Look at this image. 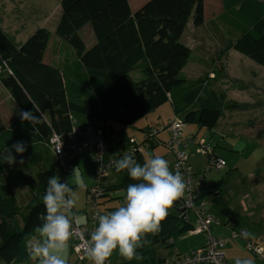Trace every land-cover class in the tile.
<instances>
[{
  "label": "trees",
  "instance_id": "trees-1",
  "mask_svg": "<svg viewBox=\"0 0 264 264\" xmlns=\"http://www.w3.org/2000/svg\"><path fill=\"white\" fill-rule=\"evenodd\" d=\"M220 1L223 10L215 18L228 34L223 38L225 47L217 50L215 59L222 63L229 51H235L263 67L264 2ZM58 16L56 36L72 46L77 60L68 63L69 68L65 70L43 61L51 36L47 29L38 28L20 44L0 26V83L20 110H32L40 116L31 125L27 122L22 125L17 117L9 128L2 125L0 118V134L8 129L21 131L17 139L9 136L13 140L0 143V260L6 264L33 261L28 255V239L43 223V196L48 177L52 176L49 168L38 171L29 168L34 177L26 183L29 186L27 200L19 205L15 190L20 177L10 168L1 170V155L6 146L17 141L27 145L49 142L55 132L67 134L74 126L71 114L77 112L83 114L90 125L95 119L101 123L92 127L102 131L107 150L112 151L117 131L135 125L167 101L172 106L173 119H181L184 125L193 123L198 128L206 127L208 131L215 128L228 102L226 92L207 89L210 76L206 73L191 80L185 74L193 49L182 44L181 37L190 17L196 27L203 23L204 0H148L135 13L131 12L128 0H61ZM87 27L95 41L89 48L81 36V31ZM213 71L211 79L224 77L222 64ZM69 93L76 96L78 103L69 99ZM193 104H197V108H193ZM130 138L129 146L132 144L135 148L130 154L138 163H145L140 150L146 143L137 145ZM154 146L153 141L146 145L150 149ZM27 152L21 159L30 165ZM124 154L119 152L112 157L119 160ZM112 171L117 172L115 167ZM119 173L122 176L117 184L103 186L102 199L119 190L126 193L127 186L135 183L126 170ZM221 182L222 179L212 184V189L203 195L215 193ZM181 200L179 198L168 210L160 230L141 241L137 258H123L121 264H141V259L147 255L154 264L166 261L155 256L154 247H171L169 241L177 240L193 228L191 220L181 215ZM243 220L237 225L246 226Z\"/></svg>",
  "mask_w": 264,
  "mask_h": 264
},
{
  "label": "rangeland",
  "instance_id": "rangeland-1",
  "mask_svg": "<svg viewBox=\"0 0 264 264\" xmlns=\"http://www.w3.org/2000/svg\"><path fill=\"white\" fill-rule=\"evenodd\" d=\"M60 1L61 0H0V26L3 28L2 30L14 40V42L20 44L25 42L26 39L38 28L43 27V29H47L51 34L46 53V55L48 54L47 59L50 57V51L52 48L54 51L53 53L58 59V61L52 62L53 65L57 64L59 66L58 68L65 70L66 68H69L67 65L68 63H76L77 60L76 53L72 46L69 45L67 41L56 36L55 33L56 24L59 19L58 15H60ZM261 1L264 2V0ZM146 2H148V0ZM132 7L134 8L133 10H136L133 4ZM222 10L220 0H204L203 23L196 27L193 25L194 22H192V17H190L187 22V27L183 32V36L181 37V43L190 46L193 49V58H190V61L185 67V74L188 80L196 79L206 73L210 76L207 89L213 90L215 88L226 92L228 102L224 107L225 109H223L221 118H219V121L212 131H208L206 127L198 128L196 124L191 123L184 126L183 132L184 130L185 133L197 131L196 136L198 135V142L205 140V142L207 141V144L209 143V147H214L216 146L215 144L218 143L216 152H218V150L227 152V156L233 158L240 166L241 171L239 170L238 174L243 173L254 175L256 173L255 178L258 181L249 180L247 177L245 179V177H242L241 175L235 179L230 177L228 183L224 184L228 195L223 197V199L229 201L228 207H230V209L232 208L236 214L243 215L244 212L242 211V208H246L247 206L248 210L257 213V217L254 219L255 223H257V221L262 223V221H264L262 219V213H264V140H258V138L254 136L252 133L254 131L251 126L256 132H264V66L257 65L252 59H248V57L235 51H229L224 59H222V63H220L218 59H215L217 50L219 51L225 47L223 38L228 34L226 33V29L221 26L220 23L218 26L215 18V16L217 17L222 12ZM91 33L90 27H88L81 31V36L86 42H88L90 37L93 36ZM227 38L228 36L226 39ZM220 64L224 66V77L221 79L218 78L217 80L211 79L213 76L212 74L214 73L213 68H219ZM132 77L135 78V74H132ZM75 97L76 96L69 93V99L71 101H78ZM0 100L2 102V104H0V111L2 108L4 109L6 106H9L11 103L10 101H12L8 93H0ZM197 106V104L192 105L193 108H197ZM154 114L150 113L149 116L142 117V121L140 122L139 120V122L142 123L145 120L150 119ZM72 117L75 118L73 119L74 126H76L75 120H84V123H88V119L81 113L73 112ZM137 124L135 125V128L134 126L122 128L113 136L112 148L116 155H118L119 152L123 154L129 151L131 145L129 146L127 140L130 137H133L136 144H142L145 134L143 131H139L140 128L137 127ZM191 128L195 131L189 130ZM163 131L164 134L167 133V141L170 137L169 128L167 127ZM6 139L10 138L6 137ZM229 142L238 144L239 149H237V152H234V150L230 151ZM3 143L5 142L3 141ZM192 145H196V143ZM141 148L140 151L144 156L145 162L150 158L160 156L168 161L170 170L175 173L174 169L177 159L172 151L169 150L168 146L158 144L155 146V149H150L149 147H146V145H142ZM6 150L4 151V154L6 153ZM27 150H29V153L26 154V157L33 163V148ZM83 151L84 152L81 156L78 155V163L71 167V173L66 180L68 184H71L73 180L77 184V188L72 189L77 198V204L74 208L76 210L75 214L81 218L80 221L84 216V212L86 213L90 211V206L86 203V190L84 187L86 185L88 188H91L94 186V183H96L98 178L96 170L97 166L96 163H94L95 155L97 154L96 149H84ZM195 151L196 153L194 155H188V164H190L192 160L197 162L201 167L199 170H196V173H200L204 169L208 154L198 153L197 149H195ZM14 154L16 155L17 164H15V167H12L11 165L9 166L12 171H16L17 176L20 177L16 182L17 190H15V196L17 203L21 205V203L23 201L25 202L28 198L29 186L26 183L34 177V174L32 173L33 171L31 172L32 174H30V172L21 167V164L19 163L21 156L16 153ZM109 156L110 153L107 152L105 154V161ZM45 165L49 168L52 175L59 174L61 179L64 180L63 169L59 163L54 161L50 162L46 159ZM228 168L230 167H226V169L224 168L218 172L216 170L209 171L206 176L207 181L214 180L217 176L216 180H218L221 175L223 178L226 177L229 171ZM121 176L122 175L119 172L108 171L100 177V181L104 187L107 185L112 186L119 182ZM22 177L24 179H21ZM242 178H244L245 181L241 180ZM125 196L126 193L124 190L113 192L111 196L99 199V207L102 211L110 210L113 212L124 203ZM209 200L211 202L210 196L204 198V201L207 202V206H209ZM210 208H212L214 212H218V210L221 209V205L219 208L217 205L210 206ZM220 217L224 218L225 216L221 214ZM37 235L38 234L36 233L32 238L28 239L29 244ZM188 239V235L183 233V236L178 238L177 241L183 245L185 240ZM72 243L70 246L69 242L68 246L62 253V257L65 261L66 258H68V250L69 248L71 250ZM162 248L163 252L168 250L164 247ZM112 254H119V252L117 250ZM70 257L71 263L77 262L73 253L72 255L70 254ZM33 261L35 260L33 259ZM33 261L31 263L38 264V261ZM0 264L6 263L0 260ZM11 264L16 263L11 262ZM84 264L91 263L89 260H85Z\"/></svg>",
  "mask_w": 264,
  "mask_h": 264
},
{
  "label": "clouds",
  "instance_id": "clouds-1",
  "mask_svg": "<svg viewBox=\"0 0 264 264\" xmlns=\"http://www.w3.org/2000/svg\"><path fill=\"white\" fill-rule=\"evenodd\" d=\"M17 117L22 125L25 122L31 125L40 118L32 110H19ZM26 151L27 144L17 141L8 148L4 160L12 165L17 162L13 152L23 156ZM19 163L23 164V159ZM114 165L117 172L126 170L135 183L127 186L124 203L115 211L99 216L98 226L90 238L82 242L91 264H106L117 250L126 260L137 258L141 241L160 230L168 210L187 188L182 175L173 173L168 161L160 156L140 164L131 154L125 153ZM43 204V223L36 229L38 235L29 244L28 255L38 264H65L62 253L74 236V223L79 224L81 219L73 213L77 204L74 190L59 174H54L48 177ZM236 264L254 262L237 259Z\"/></svg>",
  "mask_w": 264,
  "mask_h": 264
},
{
  "label": "built area",
  "instance_id": "built-area-1",
  "mask_svg": "<svg viewBox=\"0 0 264 264\" xmlns=\"http://www.w3.org/2000/svg\"><path fill=\"white\" fill-rule=\"evenodd\" d=\"M1 70L2 68H0V72ZM184 126L182 120L179 118L171 121L169 120L166 127L164 126V128L168 127L170 132V137L165 145L169 147V150L172 151L177 159L174 169L175 173L179 172L187 185L186 191L181 197L182 202L179 206V210L181 215L183 214L186 219H190L191 216L195 218L193 228L189 230L188 233H190V235L199 233L203 235L205 238V246L190 251L189 253L187 252L180 257H174L172 260L163 261L161 264H228L225 260V245H227L229 240L245 237L242 233H246V230L242 229L236 231V229H232L229 238L214 237L212 235L213 232H211V225L217 224V221L211 213L208 212L202 199L204 192L212 189V184L206 179L207 173L212 170L217 171L223 169L225 162L214 155L213 148L209 147L205 140L197 142V152L201 154L206 153L208 154V157L203 171L196 173V171L188 164V146L195 143V138L192 134L190 136H184ZM161 129L162 128H154L144 131L145 137L143 141L146 145L154 140L158 130ZM48 140V145L53 155L57 158L58 163L63 169L65 180H67V177L71 173L70 169L74 166L73 163H75L76 157L80 154L81 150H93V148H95L97 152L94 163H96L97 166L96 170L98 178L96 183H94V186L87 189L86 196V203L90 206V211L86 212L88 221L83 225L80 223H74V236L70 239L71 243L73 242L71 250L75 254L76 259L78 261H83L87 256L81 246L82 242L85 239L90 238L91 232L98 226L99 216L110 213L102 211L99 207V199L104 195V189L100 177L106 172L113 170L115 167L114 162L117 161V158L109 156L105 161L108 144L102 135V131L94 127L85 130L81 127H73L70 132L61 135L60 133L55 132ZM130 141L133 143L134 139L130 138ZM130 145L129 151L126 152L129 154L135 149L132 144ZM247 247L264 260V250L262 249V246L249 243L247 244ZM21 264L33 263H27L25 261ZM106 264H111L110 258L107 260ZM234 264H236V262H234Z\"/></svg>",
  "mask_w": 264,
  "mask_h": 264
},
{
  "label": "crops",
  "instance_id": "crops-1",
  "mask_svg": "<svg viewBox=\"0 0 264 264\" xmlns=\"http://www.w3.org/2000/svg\"><path fill=\"white\" fill-rule=\"evenodd\" d=\"M146 1L147 0H128L131 12L135 13V11H136V10H133L134 8L132 7V4L135 6L136 9H138L139 7L143 6L146 3ZM90 31H91V29H90ZM91 35H93V34L91 33ZM85 44H86L87 48H89L90 46L95 44L94 37L91 36L88 42L85 41ZM48 46H49V44H48ZM48 46H47V49H48ZM47 49H46V51H45V53L43 55V61L47 65H52L53 64L52 62L58 61V59H57V56L53 53L54 51L52 50V48H51V51H50V57H49V59H47V56H48V54L46 55ZM54 66L59 67L57 64H54ZM1 88H3V89H1ZM6 91L7 90L0 83V93L1 94L8 93ZM8 95H9V93H8ZM73 101L78 103V101H76V100H73ZM10 102L11 103H10L9 106H6L4 109L2 108V110L0 111V118H1V121H2V125L5 128H9L12 125V123L16 121L17 112L20 110L19 107L14 103L13 100L10 101ZM0 104H2L1 100H0ZM171 112H172V116H171ZM151 114H154V116L151 117L150 119H147V120H145L142 123H140V122L142 121L143 118L140 120V122L138 121L139 123L138 122H137L138 124L136 123L137 127L140 128L139 131H141V132L144 130V128H146V129L147 128L148 129H154V128L157 129L159 127L162 128L161 130H158V133L156 134L153 142H154L155 146L158 145V144L159 145L160 144L165 145L166 142H167L166 141L167 133L164 134L163 130L166 129V128H164V126L166 127L167 122L169 120L171 121L173 119V117H174L173 109H172V106L170 104V101L166 102L164 105H162L158 109L153 110V112ZM149 115L150 114H148L147 116H149ZM71 116H72V114H71ZM73 119H75V118L72 117V120ZM75 121H76V126L78 125L77 126L78 128L81 127V128H84V130L92 128L93 125H100L101 124L96 119H95V121H93L92 125H90L89 122L88 123H84V120H79V121L75 120ZM135 125H133L134 128H135ZM76 126H73V127H76ZM251 128L254 131L252 133L254 134L255 137L258 138V140H264V132L263 131L262 132L261 131L260 132H256L253 129L252 126H251ZM189 130H193V129L191 128ZM193 131H195V130H193ZM20 132L21 131H19V130L17 132H14L13 130L8 129V132L0 134V143L5 141L6 137H9V136L10 137H14L15 136L14 138L17 139L19 136H21ZM196 133H197V131L191 132V133H185V130H184V132H183L184 136H190L192 134L194 136V138H195V143H197L199 141V139H198V135L196 136ZM187 134H190V135H187ZM168 136H169V134H168ZM203 137H205V136H203ZM195 143H192V144H195ZM192 144H190L188 146V149H189L188 154L189 155H192V154L194 155L196 153V151H195L196 145H192ZM215 145L216 146L212 147L213 151H214V155L216 157L222 159V161L225 162V166H224L225 169H226V167H230V168H228L229 171H228L226 177L223 178L222 175H221L220 178L218 179V180L222 179L223 182H221V183H219L217 185L216 192L215 193H213V192L212 193H210V192L206 193L203 196V198H202L204 204H206L205 206H207V202L204 201V198L206 196H210L211 197L212 205H211V202L209 200V206H207L206 208H207L208 212H210L211 215L217 221V224L211 225V232H213L212 235L214 237H217V238H220V237L221 238H223V237L224 238H227V237L229 238L232 229H236V231H240L242 229L246 230L247 235L245 236V238H235L233 240H229L227 242V245H225L224 250H225V260H226V262L228 264H234V262H236L237 259H240V260L252 259L254 264H264V260L262 259V257H259V256L257 257L251 251H249V249L247 247V244H249L248 242H251V243H253V244L257 245V246L258 245L262 246V249L264 250V221H262V223H260V221H257V223H255L254 219H255V217H257V213H254V211L248 210L247 206H246V208L245 207L242 208V211L244 212L243 215L242 214H236V212L234 210H232V208L230 209V207H228L229 201L223 199V197L228 195L224 184L228 183V180L230 179V177L235 179V178H238L241 175L242 177L244 176L245 179L247 177L249 180L258 181L255 178L256 177L255 176L256 173L254 175L243 174V173L242 174H238L239 170L241 169L240 166L235 162V160L233 158H231L230 156H227V152H223L221 150H218V152H216V148L218 146V143H216ZM155 146H154L153 149H155ZM229 146H230V151L234 150V152H237V149H239L238 144H234L233 142H229ZM10 147H11V145L6 146V149L8 150V148H10ZM31 148H33V151H34L33 152L34 162L33 163L31 162V164L28 165L26 163V160H23L25 163L20 165L21 167H23L28 172H29V170H28L29 168L33 169V170H36V171L37 170H44V168H48L45 165L46 164V159H48L50 162L51 161L57 162L56 161L57 158L53 155V153H52V151H51V149H50V147L48 145V142L43 141V142H39V143H36V144L35 143H31V145H27V149H31ZM7 150H6V153H7ZM83 150H81V152L79 154L80 156L83 154V152H84ZM27 151H28L27 153H29V150H27ZM107 152L110 153V157L113 154H115L114 151H113V148H112V151L108 150ZM3 153L4 152H2V155H1V160H2V156H3V160L1 161L2 162L1 170H6L7 168H10V166L4 160V157H5L6 153L5 154H3ZM14 153L15 152H13V155L16 157V155ZM24 155H25V153H24ZM78 158H79V156L76 157L75 163H73L74 165H77ZM15 164H17V162L12 164L11 166L15 167ZM23 165H25V166H23ZM189 166L192 169H194L195 171L199 170L200 167H201V165H198L197 162H195L194 160L191 161ZM220 170H222V169H220ZM220 170H217V172L220 171ZM217 177L214 180H211V181L208 180L209 183H211V184L218 183V180H216ZM245 179L242 178L241 180L245 181ZM71 184L70 183L68 184L71 188H74V189L77 188V184H76V182L74 180L72 181ZM84 188L86 190V196H87L88 187L85 185ZM214 205H217L218 208L221 205V209H219L218 212H214V210H212V208H210V206H214ZM223 207L226 208V209H224ZM105 211L111 213L110 210H108V211L105 210ZM73 212L76 213V210L73 209ZM221 214H223V216H225V217L221 218L220 217ZM263 214L264 213H262V219L264 220ZM240 219H244L243 221H246L247 225L244 226V227L239 226V224L237 225V222ZM190 220H191L192 224L194 225L195 218L193 216H191ZM250 220H252V221H250ZM87 221H88L87 213L84 212V216L82 217V220L80 221V224L83 225ZM186 234L188 235L189 239L185 240L183 245H181V243H178L177 240L169 241V245L172 244L171 247H166V246H162V245H159V246L156 245L154 247V249L156 250L155 251V256H157L158 259L161 258L163 260H172V258H174V257L175 258L176 257H180V256L184 255L187 252L189 253L190 251H193V250H196L197 248H202L203 246H205L204 245V242H205L204 241V237L200 233L199 234H195V235H190V233L186 232ZM69 242H70V246H71V241H69ZM162 247H164L165 249H168V250L166 252L165 251L163 252V248ZM72 253L73 252L69 248V250H68V258H66L65 264H76V263L84 264L85 260H89L88 258H85L83 261H78L76 259V261H77L76 263H71L70 262V260H71L70 254L72 255ZM110 259H111V264H121L122 260H123V257H121L119 254H115V255L112 254V257H110ZM89 262L91 263L90 260H89ZM144 262H147L146 264H154V262H152V260H150V255H147L146 257L141 259L140 263L142 264ZM135 264H139V263H135ZM157 264H160V261Z\"/></svg>",
  "mask_w": 264,
  "mask_h": 264
}]
</instances>
